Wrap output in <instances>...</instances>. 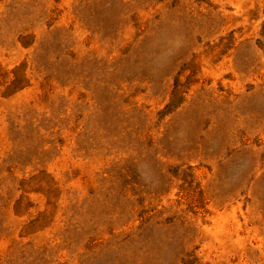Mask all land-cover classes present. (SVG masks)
Listing matches in <instances>:
<instances>
[{
    "label": "rangeland",
    "instance_id": "374dc122",
    "mask_svg": "<svg viewBox=\"0 0 264 264\" xmlns=\"http://www.w3.org/2000/svg\"><path fill=\"white\" fill-rule=\"evenodd\" d=\"M0 264H264V0H0Z\"/></svg>",
    "mask_w": 264,
    "mask_h": 264
}]
</instances>
